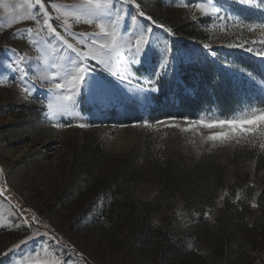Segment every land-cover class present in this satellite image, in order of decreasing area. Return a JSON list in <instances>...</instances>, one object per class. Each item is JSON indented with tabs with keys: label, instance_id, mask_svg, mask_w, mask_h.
I'll list each match as a JSON object with an SVG mask.
<instances>
[{
	"label": "rangeland",
	"instance_id": "rangeland-1",
	"mask_svg": "<svg viewBox=\"0 0 264 264\" xmlns=\"http://www.w3.org/2000/svg\"><path fill=\"white\" fill-rule=\"evenodd\" d=\"M30 2L0 0V187L5 189L0 196V264H168L165 235L181 250L175 264H206L227 251L230 260L223 264H264V149L259 147L264 141L258 136L239 143L236 138L212 141L206 137L227 129L183 130L202 118L231 119L250 106L264 107V56L256 54L264 52V29L249 30L264 23V3L137 0L156 21L151 25L138 17L153 29L151 65L162 59L170 65L168 75L157 82L159 91L148 83L149 65L135 66L131 82L108 76L109 91L94 96L83 91L72 113L51 115L46 105L53 85L38 77L53 70L50 64L64 63L62 49L56 40L43 42L44 33L13 36L33 27V21L7 27L27 14ZM55 2L79 5L83 0ZM202 2L208 3L210 15L183 6ZM49 12L56 26V13L50 7ZM161 24L164 28L157 26ZM124 27L128 33L135 29L130 18ZM57 31L64 34L59 27ZM72 31L98 29L81 23L73 24ZM29 39L38 43L29 44ZM18 54L27 62L23 80L14 65ZM96 72L107 75L99 67ZM25 86L32 89L27 98L21 92ZM191 102L200 107L190 110ZM81 123L88 127L76 126ZM169 159L184 167L204 159L223 166L225 186L216 205L202 211L179 191L168 205L169 180L152 163ZM133 161L146 178L116 200L111 191L117 172L122 163ZM227 198L250 200L244 223L228 217ZM25 217L30 227L21 223ZM150 225L161 238L147 235ZM43 247L48 251L42 252Z\"/></svg>",
	"mask_w": 264,
	"mask_h": 264
},
{
	"label": "snow or ice",
	"instance_id": "snow-or-ice-1",
	"mask_svg": "<svg viewBox=\"0 0 264 264\" xmlns=\"http://www.w3.org/2000/svg\"><path fill=\"white\" fill-rule=\"evenodd\" d=\"M249 2V0H242ZM264 3V0H261ZM184 7H193L204 15H210L208 3L184 4ZM49 7L56 13L55 20L59 21L56 26L53 25V15L49 12ZM30 9L21 19H14L8 22L7 27H12L14 24L23 21H33V27L18 29L13 33L14 37L25 38L27 34H35L41 37L43 42L53 39L58 42L59 48L62 49L60 58L64 61L63 64L52 63L49 66L53 69L51 72H44L39 79L48 80L53 87L49 89L52 94L46 105L51 115L72 113L73 109L79 103L78 98L81 97L83 91H88L90 96L98 93H105L110 90L112 82L108 76H112L121 82L135 77L133 68L135 66L149 65L145 70L150 73L148 83L152 85V91H159L158 81L168 75L169 63L165 60H160L158 64L151 65L149 51L151 50V33L152 27L145 25L138 20L143 18L149 21L151 25H156V21L146 15L141 9V5L137 0H83L79 5H61L55 0H48L46 6L45 0H32L28 4ZM134 9V14L130 11ZM130 18L134 31L128 33L124 27L126 19ZM71 21V22H70ZM86 24L94 26L98 31L94 32H74L72 31L73 24ZM164 28V25H157ZM63 30V35L57 28ZM255 28L264 29V23L250 27V31ZM171 33V29H165ZM126 33V34H122ZM74 41L73 42H70ZM29 44L35 45L38 41L29 39ZM264 43V41H261ZM80 45L82 47H78ZM236 46V45H233ZM243 47V45H239ZM208 49V44L204 45ZM127 49V55L125 54ZM13 53L18 50L11 49ZM248 51H253L248 48ZM259 56H264V52H257ZM25 55H17L14 65L20 79L23 80L28 72L26 70ZM44 63L49 64L47 58H44ZM123 65L121 70L119 65ZM99 67L102 72L107 75H98L96 68ZM138 70V69H137ZM251 76V74H249ZM254 79V77H253ZM21 92L28 95L32 94V89L28 87L21 88ZM145 126L148 122H144ZM193 128H185L184 131H192L197 126L206 129H227L219 133L209 135L207 140H228L236 138L237 143L241 138L259 137L264 141V107H249L246 112L239 117L231 119H199L192 122ZM56 127L72 126L71 124L64 125L57 123ZM78 127H88L87 124H78ZM179 127V125H174ZM261 149H264V142L259 144ZM3 170L0 169V175ZM5 189L0 187V196H3ZM223 197H221L222 199ZM255 207V205H253ZM18 215L23 216V212H18ZM33 221L36 217L33 215ZM38 222V221H37ZM21 223L29 225L28 219L25 217ZM35 235V233L33 234ZM47 235V233H44ZM31 236L14 245V248H19L20 244H24ZM51 240H56L55 236L50 237ZM11 251V249H10ZM42 252H47V247L41 249ZM37 256L40 253H36ZM55 264H60L56 261Z\"/></svg>",
	"mask_w": 264,
	"mask_h": 264
},
{
	"label": "trees",
	"instance_id": "trees-1",
	"mask_svg": "<svg viewBox=\"0 0 264 264\" xmlns=\"http://www.w3.org/2000/svg\"><path fill=\"white\" fill-rule=\"evenodd\" d=\"M199 107V102H191L190 110L196 111ZM152 164L157 174L165 176L169 180L167 187L170 193L166 199L168 205L172 202L174 194L179 191L187 199L196 200L197 206L204 211L216 205L220 190L225 186L224 167L211 160L204 159L188 167H184L180 161L176 162L173 159H169L162 164ZM135 165L136 163L134 161L127 163V165L124 163L121 164V168L117 172L115 179L118 185L116 184L111 191V195L116 200H121V198L133 193L140 183L145 180V172ZM237 189L235 187L232 190L234 194ZM162 194L163 192L158 195V198ZM224 204L225 211L229 212L228 217L234 221L244 223L246 216L251 211L250 200L248 198L240 199L237 203L230 202V199L227 198ZM115 211H118L117 207ZM225 216L223 215V218ZM146 232L149 237L155 239L162 237H159L158 231L151 225L147 226ZM163 239L166 247V260L168 264H175L181 250L170 243L168 235H165ZM229 260L230 253L227 251L226 254H219L215 258L213 257L206 264H223L225 262L228 263Z\"/></svg>",
	"mask_w": 264,
	"mask_h": 264
},
{
	"label": "bare ground",
	"instance_id": "bare-ground-1",
	"mask_svg": "<svg viewBox=\"0 0 264 264\" xmlns=\"http://www.w3.org/2000/svg\"><path fill=\"white\" fill-rule=\"evenodd\" d=\"M260 98H261V101H263V106H264V89L260 92Z\"/></svg>",
	"mask_w": 264,
	"mask_h": 264
}]
</instances>
